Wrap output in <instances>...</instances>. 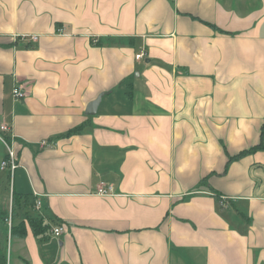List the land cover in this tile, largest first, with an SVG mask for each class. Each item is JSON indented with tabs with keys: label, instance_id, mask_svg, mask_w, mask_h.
Instances as JSON below:
<instances>
[{
	"label": "crops",
	"instance_id": "0c3cea01",
	"mask_svg": "<svg viewBox=\"0 0 264 264\" xmlns=\"http://www.w3.org/2000/svg\"><path fill=\"white\" fill-rule=\"evenodd\" d=\"M0 122L7 264H264V0H0Z\"/></svg>",
	"mask_w": 264,
	"mask_h": 264
},
{
	"label": "trees",
	"instance_id": "16d2710c",
	"mask_svg": "<svg viewBox=\"0 0 264 264\" xmlns=\"http://www.w3.org/2000/svg\"><path fill=\"white\" fill-rule=\"evenodd\" d=\"M78 130L79 128L72 129L65 135L73 134ZM214 195L216 199L219 198L217 192H215ZM10 202V228L7 225L8 211L0 216V218L3 219V222L7 225V230L9 231L8 238L24 237L26 234V225H28L35 237H43V235L51 233L53 225L60 223L55 221L53 224H49L48 221L41 216L40 209L36 210L34 208V196L28 193L20 194L11 189ZM6 261L5 253L0 252V264H7Z\"/></svg>",
	"mask_w": 264,
	"mask_h": 264
},
{
	"label": "built area",
	"instance_id": "2783aa9c",
	"mask_svg": "<svg viewBox=\"0 0 264 264\" xmlns=\"http://www.w3.org/2000/svg\"><path fill=\"white\" fill-rule=\"evenodd\" d=\"M33 40L36 36L31 37ZM140 54L136 55L139 58ZM14 98H23L26 95L24 90H21L20 86H15L12 90ZM0 143L5 148V157L0 161V169L5 170L8 177L9 188L12 189L13 173L18 167V161L15 154V149L12 144V135L10 126L4 122H0ZM112 192L111 185H101L97 188L96 193L100 195H107ZM41 206V198L38 195H34V208L39 210ZM7 225L10 228V210L8 211ZM64 232V228L61 224L53 225L51 228V235L54 237H60ZM9 236V231H8Z\"/></svg>",
	"mask_w": 264,
	"mask_h": 264
},
{
	"label": "rangeland",
	"instance_id": "374dc122",
	"mask_svg": "<svg viewBox=\"0 0 264 264\" xmlns=\"http://www.w3.org/2000/svg\"><path fill=\"white\" fill-rule=\"evenodd\" d=\"M125 88H126V86H125ZM4 178H5V175L2 172H0V211L2 209V206H4V208L7 209V206H8V196L10 198V194H11L10 193L11 190L9 189V187H10L9 184L7 183V184H5L6 185L5 186V185H2V183H1V180L4 179ZM3 198H6V201H5L6 203L4 205H3ZM10 203L11 202L9 201V206L11 205ZM9 206H8V208L10 210V207ZM0 224L3 225V228L5 230V228L7 227V225H6V223L3 222V219L2 218H0Z\"/></svg>",
	"mask_w": 264,
	"mask_h": 264
},
{
	"label": "water",
	"instance_id": "95a60500",
	"mask_svg": "<svg viewBox=\"0 0 264 264\" xmlns=\"http://www.w3.org/2000/svg\"><path fill=\"white\" fill-rule=\"evenodd\" d=\"M108 92H101L96 99L92 100L91 102L88 103L87 108H86V114L87 115H93L96 113V109L98 105L100 104L101 98L107 94Z\"/></svg>",
	"mask_w": 264,
	"mask_h": 264
}]
</instances>
